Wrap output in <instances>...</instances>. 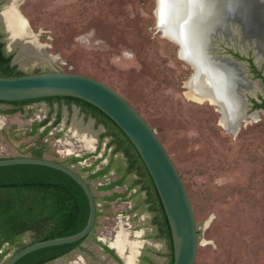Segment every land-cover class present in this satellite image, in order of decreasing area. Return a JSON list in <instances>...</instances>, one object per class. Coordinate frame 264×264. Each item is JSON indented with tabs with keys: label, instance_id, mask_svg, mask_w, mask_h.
<instances>
[{
	"label": "rangeland",
	"instance_id": "rangeland-1",
	"mask_svg": "<svg viewBox=\"0 0 264 264\" xmlns=\"http://www.w3.org/2000/svg\"><path fill=\"white\" fill-rule=\"evenodd\" d=\"M18 1L31 33L47 52L56 56L53 61L31 62L22 52L24 40L11 46L2 22L9 0H0V29L19 70L28 74L58 69L99 79L127 98L155 129L193 203L200 231L195 264H264V114L258 121L243 122L239 131L233 133L221 125L218 105L199 103L185 95L186 81L194 68L180 56V45L165 37L159 28L158 0ZM32 36L29 40L34 39ZM229 45L232 47L234 42ZM247 45L241 48L248 54ZM217 46L225 48L222 41H217ZM241 63L244 74L250 77L248 64ZM54 105L57 108L58 103ZM49 107L47 100L33 102L26 106L27 111L33 109L31 114L28 111L0 120V158L22 156L20 148L38 140V135H28V130L35 120L45 118ZM62 113L60 124L44 139L50 142L46 157L62 162L71 155L96 151L105 128L97 126L91 117L86 119L75 104L72 111L64 104ZM55 118L56 113L50 123ZM2 129L15 136L7 137ZM87 134L91 136L90 143ZM109 140L104 138L102 149L88 163L103 155ZM107 160L108 157L99 167ZM114 177L111 174L101 181L92 180V185L96 188ZM97 194L102 197L108 192ZM146 197L147 191L141 190L131 202ZM100 204L104 205L103 200ZM130 220L128 228H137L139 222ZM114 223L104 214L100 216L93 236L83 243L93 253L77 248L49 264H121L95 241L96 238L109 244ZM148 237V233L142 236ZM154 241L158 252L152 253L150 261L143 258L148 253L144 251L141 264H168V239Z\"/></svg>",
	"mask_w": 264,
	"mask_h": 264
},
{
	"label": "trees",
	"instance_id": "trees-1",
	"mask_svg": "<svg viewBox=\"0 0 264 264\" xmlns=\"http://www.w3.org/2000/svg\"><path fill=\"white\" fill-rule=\"evenodd\" d=\"M4 36L0 29V75L19 76L26 74L13 63V54L7 51ZM34 72L41 71L35 70ZM41 100L49 102V111L45 118L35 120L31 125L28 135H38V140L30 146L21 147L22 156L30 153L27 156L47 158L46 153L50 151V142L44 141L45 137L55 126L60 124L63 118V105L66 104L68 109L72 111V106L75 104L85 114L86 119L93 118L96 125H102L105 130L99 136L100 142L96 151L71 155L62 163L73 167L85 177L92 187V180L101 181L111 174L115 177L104 183H99L96 188L93 187L99 204L97 220L94 228L86 237L76 242L32 251L20 258L15 264H49L70 254L77 248L93 253L84 247L83 243L93 236L99 225V218L103 214V206L100 204V200L105 202L118 199L125 200L130 191L136 187L139 189L131 193L129 198L138 195L141 190L147 191V202H151V210L157 214L156 222L160 227L162 236L169 241L171 252L168 264H173V240L167 215L154 181L128 136L101 109L86 100L73 96L0 101V104L6 105L5 108H0V112L16 114L29 111L31 114L33 109L27 111L26 106ZM55 102L58 103L57 108L54 105ZM55 113L56 118L50 123ZM3 133L7 137L15 136L14 134L10 135L6 129H3ZM106 137L110 140L103 155L88 163L90 157L96 156L100 152L102 142ZM106 157H108L107 162L99 167ZM85 173L88 174L85 175ZM131 175H135V177L130 183ZM122 186L127 187L125 192L117 190L118 187ZM97 192H108V194L100 197ZM133 211L134 209L131 212ZM89 215V198L84 188L69 174L39 164L0 166V264H5L11 255L29 244L68 236L81 231L86 226ZM25 238L28 239L25 240ZM95 241L103 245L105 250L122 264V260L114 249L99 239L95 238ZM11 251L14 252L8 256Z\"/></svg>",
	"mask_w": 264,
	"mask_h": 264
},
{
	"label": "water",
	"instance_id": "water-1",
	"mask_svg": "<svg viewBox=\"0 0 264 264\" xmlns=\"http://www.w3.org/2000/svg\"><path fill=\"white\" fill-rule=\"evenodd\" d=\"M221 8L222 11H217V16L220 17L208 32L207 52L209 59L214 63L232 68L235 77L230 75L231 93L240 97L236 90L241 81L240 76L235 72L233 65L230 66L227 61L215 56V40L231 37L238 20L240 25L245 27L246 35H250L253 29L263 25L264 9L260 6L255 8L254 0H242L239 11ZM25 26L29 29L27 20ZM31 36L26 35L21 39L25 43ZM173 39L180 45V54L182 44L187 45L186 38L175 32ZM194 73L195 70L192 76ZM50 96H73L86 100L106 113L123 130L143 159L162 201L173 240V264H195L199 247V228L193 203L173 159L157 136L155 129L141 112L113 87L86 74L50 69L19 76L0 75V101H21ZM15 164L45 165L72 176L84 188L89 198L90 215L86 226L81 231L29 244L11 255L5 264H15L24 255L41 248L76 242L92 231L97 220L99 204L93 187L83 175L73 167L50 158L27 155L0 158V166Z\"/></svg>",
	"mask_w": 264,
	"mask_h": 264
},
{
	"label": "bare ground",
	"instance_id": "bare-ground-1",
	"mask_svg": "<svg viewBox=\"0 0 264 264\" xmlns=\"http://www.w3.org/2000/svg\"><path fill=\"white\" fill-rule=\"evenodd\" d=\"M206 6L204 0H158L156 14L159 19V28L169 39L174 40L175 32L186 38L187 45L182 44L180 56L191 63L195 73L186 81L188 88L185 95L199 103L210 102L218 105L217 110L222 112L221 125L227 131L237 133L242 125V120L239 118L242 105L238 97L231 93L230 75L234 76V72L230 67H223L209 59L208 32L215 24L213 14L216 11L211 9L208 12ZM18 7V0H9L2 14V22L11 46L26 35H33L25 26V17H22ZM32 37L34 39L23 44L22 52L29 56L31 62L37 59L53 61L56 56L47 52L35 35ZM90 137V134H87L88 143H90ZM111 245L116 247L126 264H137L142 242L129 239V232L124 229L119 231L117 239ZM128 249L130 252L126 254Z\"/></svg>",
	"mask_w": 264,
	"mask_h": 264
},
{
	"label": "flooded vegetation",
	"instance_id": "flooded-vegetation-1",
	"mask_svg": "<svg viewBox=\"0 0 264 264\" xmlns=\"http://www.w3.org/2000/svg\"><path fill=\"white\" fill-rule=\"evenodd\" d=\"M204 1L207 4L206 10L208 12L211 9H215L214 12H216L213 14V20H217L220 17L217 16V11H222L220 6L221 0ZM210 1L212 2L209 3ZM215 2L218 3L214 4ZM258 5L264 9V0H254L255 8L259 7ZM219 6L220 8H218ZM262 16H264V14H262ZM262 23L263 25H261L260 28L253 29L250 35H246L247 31L245 30V27L243 28L238 20L236 21L231 37L228 39L218 38L215 40V56L220 60L227 61L230 66L233 65L235 72L240 76L241 81H239L240 84L237 86L236 90L240 95V97H237L242 105L239 111V118L242 120V124L249 120L258 121L261 118V115L264 114V21ZM4 38L6 40V37ZM217 41H222L225 48L217 46ZM229 42H234V45L232 46L233 48L230 47ZM245 43L248 44V54L244 53L241 48ZM227 48L233 49V52L230 51L231 49L226 52ZM224 49L226 50L225 53L222 52ZM218 51L222 53L219 54ZM227 54L231 56H227ZM241 61L248 64V73L250 77L246 76L248 74H244V71L241 68ZM106 253L108 252L106 251ZM108 254L113 257L110 253Z\"/></svg>",
	"mask_w": 264,
	"mask_h": 264
},
{
	"label": "crops",
	"instance_id": "crops-1",
	"mask_svg": "<svg viewBox=\"0 0 264 264\" xmlns=\"http://www.w3.org/2000/svg\"><path fill=\"white\" fill-rule=\"evenodd\" d=\"M6 105L0 104V108H5ZM19 114V113H16ZM16 114H3L0 112V120L3 118H11ZM3 130V129H2ZM127 187H118L117 190L121 192H125ZM139 189V188H138ZM134 191V189H133ZM105 193V192H104ZM130 194V193H129ZM129 194L127 195V198L125 200L118 199L116 201L112 202H105L103 201L104 205H102V212L106 216L107 220H115V223L113 224L112 231L110 232L112 234V240H110L109 244L106 243L108 246H110L112 249L115 250L116 254L119 256V258L123 261L120 253L117 251L116 247H114L112 242H114L117 239L119 231L122 229L130 232V239L135 241H141L142 246L139 251H141V254L139 253V256H137V264H141V256H143L144 251H148L143 258H147L148 260L152 261L153 254L158 252V249H156V246H154L156 238H162V233L160 231V227L158 226L156 222V212L154 210H151L152 204L151 202H147V197L145 200L138 201L136 203L131 202V199L129 198ZM106 195V194H104ZM131 202V204H130ZM129 203L127 209H122L124 205ZM134 209L133 212H131ZM138 211V212H137ZM153 211V214L152 212ZM129 219L138 221L139 224H137V228H134L133 230H130L128 226H131V222H129ZM128 220V221H127ZM130 220V221H131ZM143 223V224H142ZM151 224V225H150ZM128 225V226H127ZM148 233L149 239L142 238L143 235ZM154 233V234H153ZM132 235V237H131ZM153 239V240H150ZM147 248V250H146ZM130 250H127V253H129ZM152 259V260H151ZM124 264H126L123 261ZM153 264H159V262H155ZM160 264H164L163 262H160Z\"/></svg>",
	"mask_w": 264,
	"mask_h": 264
},
{
	"label": "clouds",
	"instance_id": "clouds-1",
	"mask_svg": "<svg viewBox=\"0 0 264 264\" xmlns=\"http://www.w3.org/2000/svg\"><path fill=\"white\" fill-rule=\"evenodd\" d=\"M220 6L225 9L241 10L242 0H221Z\"/></svg>",
	"mask_w": 264,
	"mask_h": 264
}]
</instances>
